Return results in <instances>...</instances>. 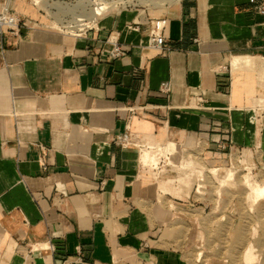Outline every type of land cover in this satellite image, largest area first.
<instances>
[{"label":"crops","instance_id":"obj_1","mask_svg":"<svg viewBox=\"0 0 264 264\" xmlns=\"http://www.w3.org/2000/svg\"><path fill=\"white\" fill-rule=\"evenodd\" d=\"M262 5L177 0L156 48V21L141 14H107L72 35L0 0L25 20L18 33L0 28V264H188L179 227L197 208L162 190L151 176L160 162L144 165L118 137L129 124L146 147L198 138L208 162L228 154L221 142L263 145L264 79L232 67L253 55L264 71Z\"/></svg>","mask_w":264,"mask_h":264},{"label":"rangeland","instance_id":"obj_2","mask_svg":"<svg viewBox=\"0 0 264 264\" xmlns=\"http://www.w3.org/2000/svg\"><path fill=\"white\" fill-rule=\"evenodd\" d=\"M20 1L26 8V20L35 27L67 33L73 29L76 35L97 27L89 20L81 28L68 27L75 25L80 13L79 9L68 10L64 6L76 5L79 0H48L52 4L49 10L39 0ZM108 1L118 4V8L108 14L128 11L141 14L144 19L162 21L177 0ZM146 142L149 141L139 138L141 150ZM177 147L178 151L170 155L172 159L184 162L191 157L198 165L185 167L182 164L174 168L170 160L162 156L158 169L150 170L162 190L189 199L192 208H197L193 212V223L179 227L188 264H264V199L254 202L244 184L247 174L258 181L264 180V144L254 148H234L226 156H215L214 162H208L205 145L198 138L177 142ZM199 166L204 167L201 176ZM209 167L220 168L218 177L226 168H232L234 176L223 185L217 176L207 171ZM250 246L255 259L248 261L245 254Z\"/></svg>","mask_w":264,"mask_h":264},{"label":"bare ground","instance_id":"obj_3","mask_svg":"<svg viewBox=\"0 0 264 264\" xmlns=\"http://www.w3.org/2000/svg\"><path fill=\"white\" fill-rule=\"evenodd\" d=\"M39 1H41L42 5L46 9L48 10L50 9V6L52 4L49 3L48 0H39ZM64 7L65 9L68 10L79 9L80 15L78 18H76L75 25L68 26L78 29L88 23L85 22L86 20H89V23H97V21L100 20L103 16L116 10L118 8V4L116 2L111 3L108 0H79L78 4L76 5L75 4L73 6L67 5V7L66 6ZM69 32L72 35H76V32L73 29H71ZM256 62H257V58L253 55H234L232 57V67L235 71L248 70L250 72H259L260 73L259 78L263 82L264 71L257 69ZM255 105L257 107H260L264 111V102L262 99H256ZM148 146L149 145H147V147L145 146L141 154V161L144 165H149L150 167L157 168L160 162V157L162 156L167 157V159L170 160L171 165L174 167H178L182 164L185 165V167L198 165L196 161L191 157L186 158L184 162L181 161L177 162L171 158L170 155H173L178 151L177 143L174 140L169 141L168 144L166 145L156 144L155 146H150V147ZM219 170H220L219 167H209L207 169L209 173H212L217 177L219 174ZM198 172L199 175L201 176L202 173L204 172V167L199 166ZM233 176H234V170L232 168H226L225 173L219 176L218 179L221 183H224L223 185H225V183L229 181ZM244 178H245L244 184L245 185L247 184L249 189V196L253 199V201L256 202L257 200L264 199V180L258 181L254 179L250 174H247ZM34 248H36V246ZM252 250L253 247L250 246L245 254V258L248 261L255 259L254 252Z\"/></svg>","mask_w":264,"mask_h":264},{"label":"built area","instance_id":"obj_4","mask_svg":"<svg viewBox=\"0 0 264 264\" xmlns=\"http://www.w3.org/2000/svg\"><path fill=\"white\" fill-rule=\"evenodd\" d=\"M258 12L260 14H264V6H259ZM25 20H23L22 16L18 14L17 12L4 7L2 10H0V28L6 27L9 31L18 33L22 27V25H25ZM87 31V30H86ZM150 43L152 46L156 48H163L166 45V33H165V23L163 21H156V24L154 28L150 31ZM113 44V48L110 52L111 56L113 57H120L125 54L126 49L125 47L117 41V39L111 40ZM162 91L168 92L169 91V84L165 82L162 85ZM262 99L264 102V97L258 98ZM146 107L145 105H142L140 107H130L128 109L129 111V118L136 114L137 110L140 108ZM260 110H262L260 107H258ZM263 111V110H262ZM221 126L220 123L214 124V127L219 128ZM126 132L118 137V140L122 147H128V146H136L141 147L138 143L139 138L135 136V134L130 130L129 124L126 126ZM222 149L228 148V151H232V147L227 144V142H221L219 145ZM52 250H54L53 246H50ZM59 264H73L71 260L68 258H62L60 260Z\"/></svg>","mask_w":264,"mask_h":264}]
</instances>
